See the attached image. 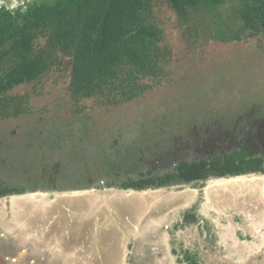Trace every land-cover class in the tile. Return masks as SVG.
<instances>
[{"label":"rangeland","instance_id":"374dc122","mask_svg":"<svg viewBox=\"0 0 264 264\" xmlns=\"http://www.w3.org/2000/svg\"><path fill=\"white\" fill-rule=\"evenodd\" d=\"M8 1L13 8L26 0ZM173 24L169 28L171 44L183 56L185 48L175 43L178 31ZM234 49L228 52L229 46L214 42L205 56L192 58L193 68L204 74H196L189 92L180 87L172 91L175 86L168 85L160 92L112 108H95L82 100L81 105L88 108L78 116L68 109L75 110L69 77L53 73L40 85L39 93L25 86L24 92L34 94L35 111L19 120L0 121V178L12 180L16 176L13 170L22 169L28 177L24 168H32V161H44L56 168L59 179L67 178L69 189L39 187L33 192L0 197V264H186V250L202 264H264V174L176 181L142 191L117 186L123 173L129 175L143 162L154 163L157 153L178 156L184 151L188 143L174 147L162 143L151 151L142 150L156 139L153 128L163 132V126L169 132L185 123L191 128L190 120L200 114L199 98L222 104L227 95L229 103L237 100L245 105L250 91L247 84L257 82V87H252L256 96L264 99V89L259 87L264 88L263 52L255 46L250 51ZM221 60L231 65L234 81L229 84L235 95L231 90L212 89L205 75L210 74L211 64L220 72ZM246 70L252 72L251 82L246 79ZM228 80L226 77L225 82ZM236 107L240 108L239 103ZM84 114H90L94 122L84 124L80 119ZM157 119L161 125L155 124ZM42 120L45 124L38 126L36 122ZM57 120L67 123L65 135L61 142L51 145L59 134ZM200 120L203 123L202 117ZM173 121L178 126L169 124ZM262 123L264 120L259 121ZM73 143L83 144L78 158L70 152L75 149ZM24 144L29 148L26 151L22 150ZM102 148L117 157L122 155L123 165L111 179L116 186L109 187L110 180L103 182V174H96V163L103 165V156H96L102 154ZM130 148L133 150L127 151ZM81 171L91 188L82 183ZM193 207L200 221L177 226L184 211Z\"/></svg>","mask_w":264,"mask_h":264},{"label":"trees","instance_id":"16d2710c","mask_svg":"<svg viewBox=\"0 0 264 264\" xmlns=\"http://www.w3.org/2000/svg\"><path fill=\"white\" fill-rule=\"evenodd\" d=\"M10 3L4 0L0 4V121L31 115L35 111L31 100L34 94L24 92L23 88L31 86L38 92L53 73L69 77L70 100L75 110L70 106L68 109L78 116L88 108L81 105L82 100L90 101L88 103L95 108H112L160 92L168 85L175 86L172 91L180 87L189 92L196 74H204L193 68L192 58L205 56L208 46L214 42L229 46L228 52H233L234 47L250 51L255 46L264 54V0H26L13 8ZM173 23L178 31L175 43L185 48L183 56L178 55L171 44L169 28ZM221 61L220 72H215L218 67L211 64L210 74L205 75L211 80L212 89H224L228 93L231 90L235 95L233 85L229 84L234 81L230 76L231 65ZM246 74L251 82L252 72L246 70ZM226 77H229L227 82ZM259 79L263 83L262 77ZM250 84H247L250 88L246 93L249 95L247 104L237 100L231 104L227 95L223 96L222 104H211L213 99L201 97L197 106L200 114L190 120L191 128L185 122L180 127L175 121L169 124L178 128L169 132H165L163 126V132L153 128L156 139H152L146 150L141 149L151 151L149 149H156V144L162 143L174 147L183 144L185 139L197 141L201 133L215 129L217 139L213 154L219 153L213 158L209 153L208 158L181 162L179 172L168 176L161 175L155 167L148 174L141 172L140 179L123 173L126 181L121 186L111 179L117 167L123 165L122 155L117 157L102 148V154L96 153V156H103V165L96 163V174L110 180L109 187L117 185L138 191L176 181L192 183L211 177L264 174V123L259 124L264 120V99L257 97L252 87H257V82ZM80 119L84 124L89 120L94 122L90 114ZM43 120L36 122L38 126L45 124ZM158 122L159 119L155 124ZM63 124L65 121L55 123L59 134L53 137L51 145L63 140L67 123ZM200 128L203 130L199 132ZM79 143H73L75 149L70 151L77 158L83 147ZM24 146L22 150L29 149ZM41 162L32 161V168H24L28 177L22 169L13 170L16 176L12 180L0 178V197L33 192L39 187L69 189L65 185L69 182L67 178L59 179L55 167ZM71 165L68 167H74ZM81 179L89 185L90 180L83 177L82 171ZM199 221L193 207L184 211L183 220L177 226ZM184 259L186 264H202L189 250L185 251Z\"/></svg>","mask_w":264,"mask_h":264},{"label":"flooded vegetation","instance_id":"af4514ba","mask_svg":"<svg viewBox=\"0 0 264 264\" xmlns=\"http://www.w3.org/2000/svg\"><path fill=\"white\" fill-rule=\"evenodd\" d=\"M0 1L3 2L4 0H0ZM213 127L214 126H212L211 128ZM202 130L203 129L200 128L199 132ZM214 130L211 129L209 133H205V132L201 133V136H200L201 139H198L197 141L195 140L192 142V140L188 141L187 139H185L183 144L188 143V145L186 146L184 151L179 153L178 156H175L174 153L172 154L171 152H168L165 155H163L162 153H157L158 155L156 154L154 156V159H152L154 163H150V162L140 163L139 169H136L135 171L130 172L128 176L133 179H140L142 177L141 172H146L148 174V172H150V170H152L153 167H155L156 170L159 171L161 175L168 176L177 171L179 172L178 168L181 162L201 160L203 157L208 158L209 153L211 154L210 158H213L212 156H216V154L219 153L217 151V153L213 154L216 151L215 149H213V146L215 145V141L217 139L216 138L217 133L214 132ZM194 135L196 136L197 133H194ZM143 159H145V156H143ZM152 174H155V172H152ZM249 174H253V172ZM243 175H246V174H243ZM243 175H235V176H230V177L243 176ZM114 176H116L115 173H114ZM114 176L113 178H115ZM104 177L102 181L106 182L107 179ZM211 178H215V177H211ZM225 178H229V177H225ZM119 181L122 186V184L126 181V177L123 176L122 178L119 179ZM200 182H204V181H200ZM170 184H174V182ZM170 184H168L167 186H170ZM91 187H92L91 184L86 186V188H91ZM78 217H82L81 214H78ZM82 220L85 221L83 217H82Z\"/></svg>","mask_w":264,"mask_h":264}]
</instances>
